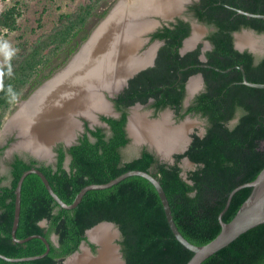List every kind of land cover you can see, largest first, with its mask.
Masks as SVG:
<instances>
[{
	"label": "trees",
	"instance_id": "1",
	"mask_svg": "<svg viewBox=\"0 0 264 264\" xmlns=\"http://www.w3.org/2000/svg\"><path fill=\"white\" fill-rule=\"evenodd\" d=\"M223 3L253 13L264 14V0H199L189 6L199 21L214 25L208 35L213 47L206 52V64L226 69L242 66L252 82H264V57L256 62L247 50L234 48L232 32L250 27L264 32V19L246 17L225 7ZM96 1L62 12L52 28L32 41L21 40L5 63H0V128L5 116L18 100L28 97L39 85L67 62L86 40L90 29L86 24ZM107 10L99 16L103 17ZM20 8L15 1L0 11V35L19 28ZM40 26V25H39ZM188 22L177 19L163 26L153 37L164 39L154 66L139 71L114 99L119 117L101 116L109 125V134L101 127L89 129L77 143L64 148L58 145L55 168L31 156L26 160L14 155L10 162L9 182L0 176V253L7 257L40 254L46 247L39 238L18 243L11 238L15 187L23 171L37 166L53 190L66 203H71L79 190L91 183H104L130 170L151 171L168 198L173 219L185 238L205 244L220 230L218 213L229 191L255 178L264 166V88L242 83L241 71L233 67L227 72L201 64L200 45L185 54L179 53L182 39L189 34ZM53 64L55 58H60ZM186 66H190L184 69ZM201 72L205 90L200 92L185 112L182 109L187 77ZM153 99L158 110L171 106L182 117L200 113L207 125L203 135L192 134L183 153L174 154V163L161 162L142 149L128 160L121 150L129 142L125 130L126 107ZM237 117L236 121H230ZM90 134L91 138L87 134ZM7 145L0 146V155ZM66 154L68 167H64ZM187 156L196 163L182 177L179 162ZM250 192L237 190L223 214L225 222L237 212ZM45 220L44 225L40 222ZM116 223L121 231L118 243L126 264H185L192 252L173 236L154 186L139 175L128 176L111 187L88 190L71 209L59 206L35 173L25 176L21 186V205L16 236L43 235L50 244L41 258L6 261L0 264H56L78 249L86 239L87 228L100 221ZM56 235V243L50 238ZM95 251V245L89 242ZM201 264H264V223L239 235L227 246L207 257Z\"/></svg>",
	"mask_w": 264,
	"mask_h": 264
},
{
	"label": "bare ground",
	"instance_id": "2",
	"mask_svg": "<svg viewBox=\"0 0 264 264\" xmlns=\"http://www.w3.org/2000/svg\"><path fill=\"white\" fill-rule=\"evenodd\" d=\"M175 1L178 0H121L70 66L40 89L30 101L23 103L5 124V129H15L13 131L18 141L13 146L28 147L41 155H47L50 138L67 140L71 136L75 128V115L83 112L91 117L92 109L109 111L105 102L98 98L95 88L107 86L106 83H116L121 75L135 65L137 60L134 59L135 54L132 51L139 43L138 36L151 23L148 15L151 12L170 13L168 9ZM126 28L132 30L126 31ZM242 39L247 43L252 42L247 34ZM99 70L102 76L100 79L85 81L81 90L70 88L69 83H79L83 74H88L89 79L95 78L94 74L99 77ZM169 123L167 113L162 114L158 121L149 123L143 114L135 111L131 132L137 140L146 138L164 154L182 144L183 132L187 128L180 124V127H173ZM90 235L103 246L99 258L91 259L84 252L66 264H116L113 250L106 245L115 235L112 228L99 226Z\"/></svg>",
	"mask_w": 264,
	"mask_h": 264
},
{
	"label": "water",
	"instance_id": "3",
	"mask_svg": "<svg viewBox=\"0 0 264 264\" xmlns=\"http://www.w3.org/2000/svg\"><path fill=\"white\" fill-rule=\"evenodd\" d=\"M195 1H197V0H178V1H175L171 5V8L168 9V11H170V13H166V14L158 13L157 14L156 12L155 13L151 12L148 15V17L151 20V23L145 28V30L143 31L141 36L146 35L149 31H151L153 28H155V26H157L159 24V22L173 21L174 18L178 17V16L179 17L181 16L183 19H186V16H184V11H186L188 5H190L191 3L195 2ZM120 2H121V0H119L113 6V8L109 11V13L100 21V23L94 28V30L90 33V35L87 37V39L79 46L77 51L70 57V60L65 64V66L62 69L57 71L49 79H47L41 85H39L28 96L27 99L19 102L18 108L16 109L14 114H16V112L21 108L23 103L30 101L40 89L47 86V84H49L51 81H53L56 77H58L64 70H66L70 66V64L72 63L74 58L80 53V51L84 48V46L88 44V42L91 40L93 35L96 33L100 24L106 19V17L110 14V12ZM223 5L225 7H228L230 9L236 11L239 14L245 15L246 17H254V18L264 19V14H262V13H253V12L245 11V10H242L240 8L232 7V6L225 4V3H223ZM198 26H201V24H199V22L197 21L196 18H193V20H192L193 32H195V27H198ZM244 34L249 35L252 39V42L247 43L246 41H244L242 39V37H244ZM143 40L144 41L141 40V37L139 38V43L137 46H135L133 48L132 53L133 52L136 53L139 50L141 44H143L147 40V38H144ZM233 42H234V47L239 51L247 50L248 52L252 53L257 58L264 56V32L258 33L254 29L243 28L240 31H236L233 33ZM146 64H147L146 62H136L135 61V65H133L131 67V69H128L123 75H121L119 77L118 81H116V83H114V82L113 83H106L107 86H101L100 88L99 87L95 88V92H98V98L101 101H103V103L105 102V104L108 105L109 111H101L98 109L97 110L92 109V116L91 117H88L87 115H85L83 113H81L79 115L77 114L74 117V120H75L74 126L77 125V127L78 126L80 127L81 120H79V117H82L86 120H89L90 124H96L99 122V120H97V116L99 114H104V115L110 114V115H113L114 117L119 116V113L112 109V103L106 99L105 93H107L108 96L113 97L123 87V85L126 83L127 79L129 77H131L134 73H136L138 70H141L142 68H144L146 66ZM233 67L238 68L241 71V77H242V83L243 84L250 86V87H255V88H264V82L249 81L246 77L245 70L242 66L237 65V66H232V67H229L226 69H220L218 67H214V69L217 71L227 72V71L231 70ZM100 71L101 70H99V77H97V74L96 75L94 74L95 78H92V79L87 78L88 74L81 75V80L79 83H76V84H74V82L69 83L71 85L70 88L73 87L74 90L75 89L81 90L83 85L85 84V81H90V80L92 81L95 79H100V77H102V76H100ZM198 76H199V74H198ZM189 83H190V79H189V82L187 83V91L190 94L193 91L190 88ZM138 106H141V104L136 103L135 105L129 106L128 107V114L126 116L127 120H126V124H125V130L127 133V137L130 139V143L137 145V146L145 145L146 149L149 152L153 153L160 160H163L164 162H167L169 164L174 163V157L172 155L173 152L176 150L178 153H183L187 148V144L182 143L179 147L170 149L167 153L162 154L159 152V150L157 148L152 146L146 138H144V139L140 138L137 140L132 135V132H131V121L133 119V113L135 111H137ZM13 115H11V117ZM144 118L147 122L153 123V122L158 121L161 117L156 118V119H147L144 116ZM46 119H47V117L44 120H46ZM236 119H237V117H235L231 122H235ZM6 120L2 123V126L0 128V134L3 131L2 128L5 127V124L8 123L10 119L7 121ZM187 120H188L187 118L184 119L185 122ZM183 122H180L179 124H181ZM102 124L104 126H106L107 128H109V125H107V123L102 122ZM174 127H176V126H174ZM187 131H188V129L186 128V132L184 131V133H183V135H184L183 140L184 141H185V134L187 133ZM202 133H203V131H202ZM70 137H68L67 140L61 139V138H56V137L50 138L48 140L49 145H48L47 150L50 149L52 144H54L55 142H57L59 140H64L65 146L67 148L69 146L75 144L76 142L74 140H71ZM20 148L21 147H18V149H20ZM22 150L28 151V153H30L37 160L41 161L42 158L43 159L46 158V155H41L40 152H36L35 150H33L31 148L22 147ZM181 161L190 164L192 169H194L196 167V163L191 161L187 156H183L181 158ZM68 162H69V155L67 154L66 158H65V163H68ZM29 173L37 174L40 177V179L42 180L46 190L51 195V197L56 201V203L59 206H61L62 208H65V209L74 208L80 202L83 195L88 190L104 189V188L111 187L112 185L118 183L122 179H124L128 176H132V175H139V176L144 177L154 186V188H155V190H156V192L160 198L167 224H168L173 236L185 248H187L188 250H190L192 252V256L188 259V261L185 264H201L207 257L211 256L212 254H214L215 252H217L221 248L227 246L229 243H231L234 239H236L242 233L246 232L247 230L253 228L254 226H256L258 224L264 223V166L261 168V170L258 172V174L255 176L254 179L247 181V182H244V183H241L229 191V193L226 197V200H225V204L217 216V219H218V222L220 225L219 232L210 241H208L205 244H201V245L192 243L187 238H185L183 236V234L180 232V230L178 229V227H177V225L173 219L170 204H169L168 198L166 196V193H165L163 187L161 186L159 180L152 174L151 171H145V170H140V169H130V170H127V171L117 175L116 177L108 180L107 182L87 184L79 190V192L76 194V196L74 197V199L71 203H66L53 190L52 186L50 185V183H49L48 179L46 178V176L44 175V173L37 166H33V167L23 171L22 174L20 175V177L18 178L17 183H16V187L14 190L15 198H14V214H13V221H12V226H11V238L13 241L18 242V243H23V242H25L31 238H39L45 244L46 249L44 252H42L40 254L31 255V256H24V257H7V256L0 253V257L5 259L6 261H22V260H33V259L41 258L44 255H46L50 250L49 241L41 234L35 233V234H31L29 236H26L24 238H18L16 236V229L18 226L19 215H20L21 186H22V182H23L25 176ZM181 175H182V177L186 178V170L182 169ZM243 187H249L250 188V192H249L248 196L242 202V204L238 208L235 215L229 221L225 222L223 220L222 216L225 213V211L227 210V208L230 204V201L232 199V196L234 195V193L237 190H239ZM44 223H45V220H42L40 222L41 225H44ZM99 226H108V227L112 228L115 235H114L113 239H111L110 241H108L106 243V245L109 246L113 250L114 255H115V259H116V264H126L125 259L123 258V254L121 252L120 244L118 243V241L117 242L113 241L114 238H117V240L121 239V231H120V229L116 223H114L112 221H107V220L100 221L97 224L91 226L90 228H87L84 232L86 239H84L80 242L78 249L75 250L74 252L70 253L69 255H67L61 262H58L56 264H66L70 260H72L74 257L81 255L84 252L91 259L99 258L100 249H102L103 246L100 245L99 242H97L96 240L91 238V235H90L91 232H93ZM50 239L54 243H56V235L55 234H52ZM89 242H91L95 245V251H93L91 249V247L89 246ZM93 264H99V263L96 262Z\"/></svg>",
	"mask_w": 264,
	"mask_h": 264
},
{
	"label": "flooded vegetation",
	"instance_id": "4",
	"mask_svg": "<svg viewBox=\"0 0 264 264\" xmlns=\"http://www.w3.org/2000/svg\"><path fill=\"white\" fill-rule=\"evenodd\" d=\"M198 1L199 0H197L195 2H198ZM195 2H193V3H195ZM193 3H191V4H193ZM190 5H188L186 11H184V16H186V19H183L181 16L180 17L178 16V17H175L173 21L159 22V24L157 26H155V28H153L151 31H149L146 35L141 36V34H140L138 36L139 38L141 37V40L142 41H144L143 40L144 38H147V40L143 44H141L139 50L136 53H134L135 54L134 55V59L137 60L136 62H146L147 63L146 66L144 68H142L141 70L146 69L147 67H151V66H154L155 65L156 58H157V55H158V51H159L160 47L165 42L164 39H160V38H157V37H153V34L157 30L161 29L163 26H170L171 23L172 24L176 23L177 22V19H181L183 21L188 22L189 27H190L189 34L182 39V43H181V45L179 47V53L180 54H185L188 51H192V50L196 49L200 45V52L198 54V57H199V59L201 61V64H196L195 66H200V67H214L212 65L206 64L205 61L207 60V58H206V52L209 51V50H211L212 47H213L210 39L208 38V35H210V33H212L215 30V26L214 25H208V24H206V23H204L202 21H199L198 18L194 15V12L192 10H190V8H189ZM193 18H196L197 21L199 22V24H201V26H202V27L201 26L195 27V32H193V28H192V20H193ZM243 28H250V27H241L239 30H236V31H240ZM130 30H132V29L126 28V31H130ZM236 31H233L232 32V40H233V33L236 32ZM258 59L259 58H257V57L254 56V61L255 62ZM119 63H121V62L119 61ZM188 67H190V66H186L184 69H187ZM141 70H138L131 77H133L135 74H137ZM198 74H199V76H198ZM131 77H129L127 79V81L123 85V87L113 97H110V96H108L107 93H105L106 99L109 100L112 103V109L114 111L118 112L119 113V116H120V113L121 112H120V110H118L116 108L114 99L127 86L128 80ZM189 79H190L189 86H190V88L193 91L190 94L187 91V83L189 82ZM204 90H205V81H204V78H203L201 72H197V73H193V74L189 75L187 77V79L185 81V85H184V97H183V100H182V109H181L180 112L181 113L182 112H185L186 109L188 108V106L193 103L194 98L200 92H202ZM136 103H140V102H136ZM136 103H134L132 105H135ZM152 103H153V99L152 98H149V100L146 103H140V104H141V106L148 105L149 104L150 105V108H152L154 110V113L156 115L157 114H160V117L164 113L169 114L171 116V118H169V122L171 124L170 123L169 124L170 125H173V127L174 126L180 127L179 123L180 122H183L184 119H186L185 117H187L188 115L199 116L198 119L195 118L194 120L189 118L187 120V122H189V123L184 124L185 123V121H184V123L182 124V125H186V127L188 129L187 133L185 134V141L183 140V142L187 144V147H188V145L191 142L192 134L193 133H197L198 135H203L204 134L205 127L207 125V121H206V118L204 116H202L200 113L188 112V113H185L182 117H180L176 113V111L174 110V108H172L171 106L167 105V106H164L163 108H160V109L156 110L153 107ZM105 105H107V104H105ZM132 105H129V106H132ZM129 106L126 107L127 114H128V107ZM107 107H108V105H107ZM169 115H168V117H169ZM101 116L114 117L113 115H110V114L109 115L99 114L97 116V120H99V122L96 123L95 125H91L90 122H89V120H86V119L81 120L80 127H77V125L74 126L75 128L73 129V131L71 133V137H70L71 140H74L77 143L78 138L81 137L84 132H86V126L89 129H94L96 127H101V128H103V130L108 135L109 134V128H107L106 126H105L106 127L105 128L104 126L100 125L101 124L100 122H105L104 120L101 119ZM119 116H117V117H119ZM172 118H173V121L174 122L172 121ZM231 123H233V122H231ZM202 131H203V133H202ZM185 132H186V129H185ZM87 134L91 138V136L88 133V131H87ZM2 140H3L2 142L4 144L1 145V146H4V145H7V146L2 150V154L0 155V160H1V157L2 156H7L8 155L7 156L8 157L7 160H8V163L10 164V162H12V160L14 158V155H18L21 158H24L26 160L29 158V156H26L25 153H23V150H20V149L13 150L10 153H7L6 152V150L8 148H11L10 146L15 145L16 141H18V138L16 137V133L13 134L10 137L8 136V139H7V137H4V138H2ZM60 144H62L65 149L67 148L65 146L64 140H59V141H57V142H55L54 144L51 145L50 149H48V151H47L48 154L46 155V158L45 159L42 158L41 161L45 162L46 164H51L55 168V161H56V154H57L56 151H55V149ZM143 148L146 149V146L145 145L137 146V145L131 144L130 143V139H129V142L127 143V145L125 147H123L122 150H121L122 158L124 160H128V159H130L132 157L138 156L142 152V149ZM129 151H131V154L132 155H129V154L126 153V152H129ZM24 152H26V151L24 150ZM176 153H178V152L175 150L173 152V154H172L173 157H174V154H176ZM31 157H33V156H31ZM157 159L159 161H161V162H164L163 160H160L159 158H157ZM174 160H175V158H174ZM185 163L186 162H183V161L180 160L179 165H180V167L182 169H184L186 171L189 170V169H192V167L191 168H185ZM64 167H66V168L68 167V163H65V161H64ZM9 170H10V166L8 168V172H9Z\"/></svg>",
	"mask_w": 264,
	"mask_h": 264
},
{
	"label": "rangeland",
	"instance_id": "5",
	"mask_svg": "<svg viewBox=\"0 0 264 264\" xmlns=\"http://www.w3.org/2000/svg\"><path fill=\"white\" fill-rule=\"evenodd\" d=\"M15 1H17L20 8V15L17 19L19 28L12 32L4 31L3 34L0 35V63H5L9 59L11 54L15 51V45L19 41L24 39L32 41L40 34L49 31L52 28V26L55 24L58 15L60 13L71 12L81 5L96 1L97 5L93 11L92 16L90 17V19L86 24L87 28L90 29L89 31V35H90V33L94 30V28L109 13V11L119 0H0V11L3 8L13 4ZM105 10H107L105 15L103 17H100L99 15ZM69 60L70 59L68 58L67 62ZM59 61H61V56L60 58H55L53 64H57ZM67 62H65L64 65L60 67L58 70H56L54 74L60 69H62ZM27 98L28 97L15 102L11 110L8 111V113L6 114L5 119L9 117L14 111H16L19 102L24 101ZM137 108H138L137 112L143 114V116H145L147 119H156L160 117V114L156 115L154 113V110L150 108L149 104L138 106ZM169 118H171L170 115ZM185 118L187 119L190 118L194 120L195 118L198 119L199 116L188 115ZM83 119L84 118L79 117V120H83ZM100 123H101L100 125L104 126L102 122ZM91 125H95V124H91ZM180 125H182V123ZM2 141H3L2 138H0V146L4 144ZM23 153H25L26 156H32L30 153H28V151L24 152L23 150ZM126 153L132 155L131 151ZM7 156H2L3 158L1 157L0 160V176L4 177L2 184H7L9 182V172H8L9 163L7 160L8 158ZM185 168H191V165L185 163ZM113 241L117 242L118 240L117 238H114Z\"/></svg>",
	"mask_w": 264,
	"mask_h": 264
},
{
	"label": "crops",
	"instance_id": "6",
	"mask_svg": "<svg viewBox=\"0 0 264 264\" xmlns=\"http://www.w3.org/2000/svg\"><path fill=\"white\" fill-rule=\"evenodd\" d=\"M15 113V111L11 114V115H13ZM79 113V112H78ZM81 113H83V112H81ZM75 114V113H74ZM11 115L9 116V117H7L6 119L7 120H9V119H11ZM5 119V120H6ZM4 120V121H5ZM6 120V121H7ZM2 133L0 134V138H4V137H8V136H11V135H13V134H15V131H13V130H15V129H11V130H8L7 129V127H6V129H5V127H3L2 128ZM7 130V131H6ZM11 148H8L7 150H6V152L7 153H10L11 151H13V150H17L18 149V147H15V146H10ZM20 149H22V148H20ZM6 155V154H5Z\"/></svg>",
	"mask_w": 264,
	"mask_h": 264
}]
</instances>
